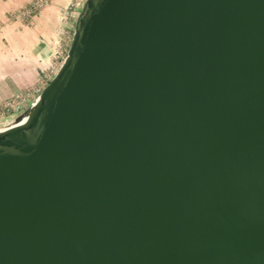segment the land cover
<instances>
[{
    "label": "water",
    "instance_id": "obj_1",
    "mask_svg": "<svg viewBox=\"0 0 264 264\" xmlns=\"http://www.w3.org/2000/svg\"><path fill=\"white\" fill-rule=\"evenodd\" d=\"M0 264H264V0H83L0 117Z\"/></svg>",
    "mask_w": 264,
    "mask_h": 264
},
{
    "label": "crops",
    "instance_id": "obj_2",
    "mask_svg": "<svg viewBox=\"0 0 264 264\" xmlns=\"http://www.w3.org/2000/svg\"><path fill=\"white\" fill-rule=\"evenodd\" d=\"M32 0H0V103L45 82L65 51L73 13L61 9L83 0H50L30 19L10 16Z\"/></svg>",
    "mask_w": 264,
    "mask_h": 264
},
{
    "label": "built area",
    "instance_id": "obj_3",
    "mask_svg": "<svg viewBox=\"0 0 264 264\" xmlns=\"http://www.w3.org/2000/svg\"><path fill=\"white\" fill-rule=\"evenodd\" d=\"M49 3H50V0H32L27 5L22 7L20 10L13 13L10 16V18L11 19H24V20L30 19V17L32 15H34L35 13L44 9L46 6H48ZM76 10H77V4L73 3V2L70 3L68 6L61 9V12H62L61 19L66 18V15L72 14L73 12L75 13ZM63 54H64V52L62 53L61 58H62ZM61 58H60V60H61ZM55 70H56V68H51L50 76L52 75V73ZM46 81H47V79H46ZM45 82H41L40 84L34 86L30 92L21 93L17 96L11 97V98L6 99L5 101L1 102L0 103V117L11 112L13 109H15L17 106H19L24 100H26L28 97H30L35 92L39 91Z\"/></svg>",
    "mask_w": 264,
    "mask_h": 264
},
{
    "label": "rangeland",
    "instance_id": "obj_4",
    "mask_svg": "<svg viewBox=\"0 0 264 264\" xmlns=\"http://www.w3.org/2000/svg\"><path fill=\"white\" fill-rule=\"evenodd\" d=\"M4 116V115H3ZM2 117V116H1Z\"/></svg>",
    "mask_w": 264,
    "mask_h": 264
}]
</instances>
